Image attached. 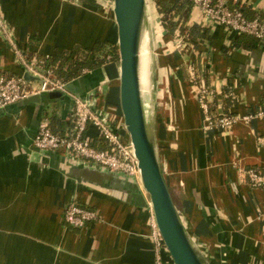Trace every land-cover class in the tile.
<instances>
[{
  "label": "crops",
  "instance_id": "obj_1",
  "mask_svg": "<svg viewBox=\"0 0 264 264\" xmlns=\"http://www.w3.org/2000/svg\"><path fill=\"white\" fill-rule=\"evenodd\" d=\"M236 3L247 18L264 17V0H231L230 5ZM0 8L7 24L0 25V76L26 74L17 51L55 54L102 41L118 46L114 10L106 15L94 0H0ZM195 23L207 27L212 39L200 40L194 51L183 54V63L172 66L179 69L169 79L174 123L171 128L165 124L166 115L156 129L163 175L191 239L209 264H264V188L251 187L239 171L264 169V145L258 139L264 138V118L238 122L223 133L204 130L186 74L193 61L217 93L215 110L256 111L264 104V44L247 34L246 42L240 38L236 44L240 34L230 35L192 7L188 24ZM74 79L84 93L96 89V109L113 112L117 124L123 122L120 56ZM229 89L234 102L228 106ZM73 108L72 97L52 102L43 116L56 115L68 123ZM34 120L33 106H11L0 114V264H154L145 189L138 183L128 197L68 177L61 150L47 155L35 151ZM87 133L99 144L95 127ZM70 201L94 209L97 218L83 228L67 226L63 214ZM166 261L172 264L168 257Z\"/></svg>",
  "mask_w": 264,
  "mask_h": 264
},
{
  "label": "built area",
  "instance_id": "obj_2",
  "mask_svg": "<svg viewBox=\"0 0 264 264\" xmlns=\"http://www.w3.org/2000/svg\"><path fill=\"white\" fill-rule=\"evenodd\" d=\"M192 7L199 8L211 23L222 26L227 33L252 35L260 43L264 44V18H247L241 7H232L227 0H188ZM178 16L176 15V19ZM0 25L7 26L0 17ZM181 41L182 49L194 51V45L186 41L184 37L177 36ZM179 44V45H181ZM50 54L32 55L26 58L25 54L17 51V56L22 62L25 73L37 77V80H27L25 75H1L0 76V108L17 102L32 94L47 90H61L75 100L72 113V128L64 135L55 133L48 116H43L38 135L33 141L34 148L38 150H61L76 160L84 161L88 164L106 167L112 171L126 174L134 178L141 187V175L139 160L136 156L134 145L126 130L124 119L117 124L118 119L113 112L99 111L94 109L91 102L68 92L66 84L69 81L59 77L54 68L46 65V57ZM110 60L111 56L108 55ZM190 81L197 88V98L203 115V129H214L218 133L228 131L238 122L250 123L254 118H264V104L256 111L240 114L233 112L217 111L213 109L216 98L215 89L206 81L202 80L198 74L197 67L193 61L188 63ZM37 81V85L33 82ZM230 103L234 102V95L229 89ZM120 124V125H119ZM89 126H93L98 131L99 141L103 140L105 147L94 145L92 138L88 135ZM124 128L127 132L120 137L116 132ZM264 145V138H258ZM239 171L246 178L247 183L253 188H264V169L249 166L240 167ZM146 191V190H145ZM147 193V192H146ZM148 195V193H147ZM149 209V224L151 227V237L154 242L155 261L154 264H168L166 258L171 256L159 230L152 202L147 196ZM97 218L94 209L85 206L77 201L67 203L63 220L67 226L73 228H83L89 222Z\"/></svg>",
  "mask_w": 264,
  "mask_h": 264
},
{
  "label": "water",
  "instance_id": "obj_3",
  "mask_svg": "<svg viewBox=\"0 0 264 264\" xmlns=\"http://www.w3.org/2000/svg\"><path fill=\"white\" fill-rule=\"evenodd\" d=\"M113 1L114 16L118 26L120 105L126 130L139 160L141 184L152 202L159 230L174 264H209L195 246L175 206L162 171L156 128L148 116L149 104L145 100V86L143 89L140 73L141 43L144 34L147 33L145 25L148 19V0ZM0 17H2L1 8ZM148 38L150 40V35ZM25 78L27 80L38 79L28 73L25 74ZM77 80L69 81L66 89L75 96L87 99L96 109V89L84 93L83 89L78 86ZM70 98L71 95L58 89L40 91L1 107L0 114H4L11 106L17 110L26 106L35 107L34 125L38 127L33 137L34 141L38 135L46 105L60 100L67 101ZM73 105H75L74 99ZM34 149L46 155L55 152L54 150ZM62 157L64 173L78 183L124 192L128 197L138 188V182L126 174L88 164L65 154ZM146 207L148 208L147 203Z\"/></svg>",
  "mask_w": 264,
  "mask_h": 264
},
{
  "label": "trees",
  "instance_id": "obj_4",
  "mask_svg": "<svg viewBox=\"0 0 264 264\" xmlns=\"http://www.w3.org/2000/svg\"><path fill=\"white\" fill-rule=\"evenodd\" d=\"M227 1L230 4L231 0ZM154 3L161 14L163 27L170 37L182 36L186 41L191 42L194 45V48L198 47L200 40L212 39L207 27L200 26L197 23L192 25L188 24L189 11L192 8L188 0H154ZM232 7L241 6L236 3V5H233ZM176 15L178 16L177 19ZM257 17L264 18L261 16ZM240 38L246 42L250 37L247 38L246 34H240V36L234 40L236 44H238ZM255 39L257 40V38ZM118 49L119 47L110 41L96 42L92 48H83L82 46L77 45L72 50L64 49L61 52L50 54L46 57V65L54 68L55 73L59 77L66 81H71L91 69L106 64L108 61L119 60ZM108 55L111 56L110 60L107 59ZM25 56L26 58L30 57L29 55ZM38 56L41 57L42 55ZM225 94L228 97L227 104L229 106L230 98L227 95L228 91ZM48 117L50 120V126L55 133L64 135L72 128V121H69L68 123L64 122L56 115ZM94 145L102 148L106 146L103 140H100L99 144L94 143Z\"/></svg>",
  "mask_w": 264,
  "mask_h": 264
},
{
  "label": "rangeland",
  "instance_id": "obj_5",
  "mask_svg": "<svg viewBox=\"0 0 264 264\" xmlns=\"http://www.w3.org/2000/svg\"><path fill=\"white\" fill-rule=\"evenodd\" d=\"M94 1L99 8H102L103 11L105 10L104 13L106 15L111 14V11L113 10V0ZM148 5L150 8H148V19L146 20L145 28L146 31H148V35H150V53L146 54L145 58L146 71H148L147 83L145 85V100L146 103L149 104L148 116L152 120L151 122L154 123L155 128L157 129V124L159 121L164 120L166 115L169 119L167 121L165 120V124L171 128L174 123V120L171 121L170 119L171 115H173L172 112L175 111V105L173 103L175 99L171 96L169 79L174 75L173 71H175L177 75L179 69L177 70L173 67L183 63L182 56L185 51L182 49L181 41L175 39V37H170L166 33L163 27L161 14L157 9L154 0H148ZM186 74L187 83L190 86H193V82L190 81L188 70H186ZM33 84L37 85V81H34ZM193 89L196 92V95H198L197 88L193 86ZM116 132L120 137H123L124 134L120 133L119 130H116ZM168 260L174 264L171 256L168 257Z\"/></svg>",
  "mask_w": 264,
  "mask_h": 264
},
{
  "label": "bare ground",
  "instance_id": "obj_6",
  "mask_svg": "<svg viewBox=\"0 0 264 264\" xmlns=\"http://www.w3.org/2000/svg\"><path fill=\"white\" fill-rule=\"evenodd\" d=\"M148 8H150V6ZM151 13H152V11H151ZM148 53H150V51H149V38H148V34L145 33L144 36H143V38H142L141 50H140V73H141V81H142V88L143 89H144V86L147 83L148 71H146L145 58H146V54H148Z\"/></svg>",
  "mask_w": 264,
  "mask_h": 264
}]
</instances>
